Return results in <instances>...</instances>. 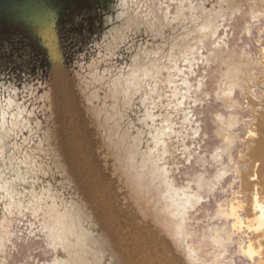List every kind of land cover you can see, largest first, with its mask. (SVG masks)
Returning a JSON list of instances; mask_svg holds the SVG:
<instances>
[{"label": "rangeland", "instance_id": "obj_1", "mask_svg": "<svg viewBox=\"0 0 264 264\" xmlns=\"http://www.w3.org/2000/svg\"><path fill=\"white\" fill-rule=\"evenodd\" d=\"M70 4L29 26L42 48L56 26L58 52L0 37V264H174L177 224L179 262L257 264L231 206L264 111V0Z\"/></svg>", "mask_w": 264, "mask_h": 264}, {"label": "bare ground", "instance_id": "obj_2", "mask_svg": "<svg viewBox=\"0 0 264 264\" xmlns=\"http://www.w3.org/2000/svg\"><path fill=\"white\" fill-rule=\"evenodd\" d=\"M261 55L264 57V48L261 50ZM261 64L264 66V60ZM59 67L60 66H57L56 72L60 69ZM47 69L49 70V68ZM63 71L62 69L61 73ZM262 82L261 84H263V86L261 87H264V79ZM249 102L253 104L255 100L250 98ZM256 107L253 114L255 123H253L250 128L246 142L247 147L244 150V155L248 159V164H250V170L247 173H243L240 190L238 194L233 195L231 217L235 220V230L242 232V226H244L250 234L246 251L249 259L251 261L257 260V264H264V111L259 112ZM82 152L83 151H81V154ZM83 156L87 159L90 158L89 155L84 154ZM243 198H245L244 201H241ZM243 213L246 215L245 222L241 218ZM145 224L147 226L151 225L149 220L145 222ZM180 229L181 227L179 224L174 225L167 231L168 234L162 238L164 243L169 246L171 256L175 262L174 264H184V260L179 262L182 254L180 252L175 253L174 246L170 248L171 240L174 243L180 242L177 238ZM167 237H171L170 243ZM150 239L151 237L147 238L146 242ZM143 241H145V237H143ZM145 258H147L146 253ZM150 259L152 264H157L158 257L156 254L151 253ZM145 264H149V262Z\"/></svg>", "mask_w": 264, "mask_h": 264}, {"label": "water", "instance_id": "obj_3", "mask_svg": "<svg viewBox=\"0 0 264 264\" xmlns=\"http://www.w3.org/2000/svg\"><path fill=\"white\" fill-rule=\"evenodd\" d=\"M73 0H0V37L3 39L5 36H8L10 30H17L21 35H24L25 38L31 41L34 44L36 43L37 37L35 34L41 35L42 32L35 28L29 27L30 24L36 26L35 22L40 19V17H48L49 21L53 20L60 11L65 13L70 7V3ZM70 4V5H69ZM47 33L48 26H43ZM51 27L48 28V30ZM37 30V31H36ZM53 41L49 46L43 47V44L37 45L40 48V52L43 54L47 53V50L56 52L60 50L59 38L56 37V26L54 27ZM55 60H57V65L60 63L64 65V54L60 51V54H56ZM60 59V61H59Z\"/></svg>", "mask_w": 264, "mask_h": 264}, {"label": "flooded vegetation", "instance_id": "obj_4", "mask_svg": "<svg viewBox=\"0 0 264 264\" xmlns=\"http://www.w3.org/2000/svg\"><path fill=\"white\" fill-rule=\"evenodd\" d=\"M70 34H74V32L71 31ZM24 38H25V37H24ZM25 40H26V39H25ZM36 50H37V49H36ZM37 51H38V50H37ZM38 53L41 54L40 51H38Z\"/></svg>", "mask_w": 264, "mask_h": 264}]
</instances>
